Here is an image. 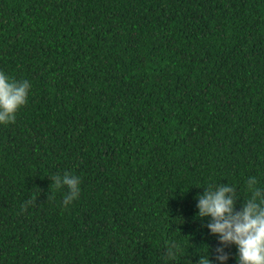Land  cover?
Returning a JSON list of instances; mask_svg holds the SVG:
<instances>
[{"label":"trees","instance_id":"trees-1","mask_svg":"<svg viewBox=\"0 0 264 264\" xmlns=\"http://www.w3.org/2000/svg\"><path fill=\"white\" fill-rule=\"evenodd\" d=\"M0 70L31 83L0 124V264L214 259L196 194L264 187V0H0Z\"/></svg>","mask_w":264,"mask_h":264},{"label":"clouds","instance_id":"clouds-1","mask_svg":"<svg viewBox=\"0 0 264 264\" xmlns=\"http://www.w3.org/2000/svg\"><path fill=\"white\" fill-rule=\"evenodd\" d=\"M30 88L28 79L16 80L0 70V124L14 121ZM50 178L56 187H67L62 199L64 206L79 196L78 175L65 171ZM246 188L249 195L243 198L239 209L236 207L239 195L229 182L209 184L196 194V216L208 218L206 228L218 241L213 250L215 258H210L206 244L207 251L199 255L196 264H226L229 258L226 248L230 245L236 248V264H264V187L258 185L256 176H249ZM181 251L180 243L171 241L167 243L165 256L170 260Z\"/></svg>","mask_w":264,"mask_h":264}]
</instances>
